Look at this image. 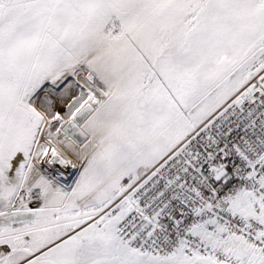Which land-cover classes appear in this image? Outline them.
<instances>
[{
	"label": "snow or ice",
	"instance_id": "1",
	"mask_svg": "<svg viewBox=\"0 0 264 264\" xmlns=\"http://www.w3.org/2000/svg\"><path fill=\"white\" fill-rule=\"evenodd\" d=\"M0 264H264V0H0Z\"/></svg>",
	"mask_w": 264,
	"mask_h": 264
}]
</instances>
